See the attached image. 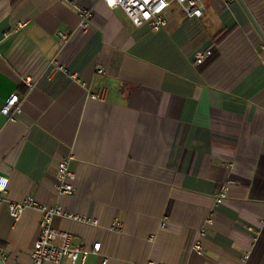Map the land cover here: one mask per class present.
<instances>
[{
  "label": "crops",
  "instance_id": "0c3cea01",
  "mask_svg": "<svg viewBox=\"0 0 264 264\" xmlns=\"http://www.w3.org/2000/svg\"><path fill=\"white\" fill-rule=\"evenodd\" d=\"M203 3L201 19L170 5L154 33L102 0H0L4 264L30 262L41 212L8 210L26 198L74 217L51 224L73 247L100 244L58 264H264V43L247 15L264 35V0ZM61 160L71 197L55 190Z\"/></svg>",
  "mask_w": 264,
  "mask_h": 264
},
{
  "label": "built area",
  "instance_id": "2783aa9c",
  "mask_svg": "<svg viewBox=\"0 0 264 264\" xmlns=\"http://www.w3.org/2000/svg\"><path fill=\"white\" fill-rule=\"evenodd\" d=\"M110 9L119 8L123 11L134 27L147 26L151 32L157 33L166 26L165 12L170 5H177L187 18L201 19L203 16L204 3L203 0H102ZM232 1V0H229ZM92 14L89 11H79L78 30L87 32L90 27ZM57 37L62 42L68 40L66 33H57ZM211 55L210 50L197 52L194 56L193 65H201ZM55 71L62 68L55 67ZM97 74H102V68L96 69ZM27 87L31 86L30 79L23 81ZM96 98V96L94 97ZM1 113L10 116L12 113H19V99L17 95H11ZM68 160H61L57 165V182L55 190L59 196L71 197L74 195L72 182L74 174L68 170ZM8 180L0 177V206L4 202V194L6 193ZM225 197L224 193L216 199L218 203ZM27 208H37L41 212L39 231L35 242L33 243L29 264H58L62 259L68 260L70 263H76L79 259L83 262L89 254L98 255L100 244H94L91 250L84 247H73L71 245V237L68 233L55 230L52 227L54 217L61 216L65 218H74L64 213L58 207L47 208L45 206L36 205L31 198H26L19 203H10L8 206L10 217L16 221L22 212ZM164 227V223L160 228ZM123 225L118 221H114L110 229L116 232L122 231ZM200 245H194V251L200 254ZM246 255L245 258H247ZM105 264V261L102 262Z\"/></svg>",
  "mask_w": 264,
  "mask_h": 264
},
{
  "label": "water",
  "instance_id": "95a60500",
  "mask_svg": "<svg viewBox=\"0 0 264 264\" xmlns=\"http://www.w3.org/2000/svg\"><path fill=\"white\" fill-rule=\"evenodd\" d=\"M240 3H241V1H239ZM242 4V3H241ZM243 5V4H242ZM244 9H245V7H244ZM245 11H246V9H245ZM246 13H247V11H246ZM248 15V18H249V20H250V23L252 24V26L254 27V29L256 30V32L258 33V35H259V37H260V39L262 40V42L264 43V35H263V33L261 32V30L259 29V27H258V25L256 24V22L254 21V19L249 15V14H247ZM0 264H4L1 260H0Z\"/></svg>",
  "mask_w": 264,
  "mask_h": 264
}]
</instances>
